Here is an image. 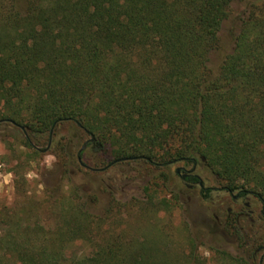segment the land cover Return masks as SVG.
I'll list each match as a JSON object with an SVG mask.
<instances>
[{
    "label": "trees",
    "instance_id": "1",
    "mask_svg": "<svg viewBox=\"0 0 264 264\" xmlns=\"http://www.w3.org/2000/svg\"><path fill=\"white\" fill-rule=\"evenodd\" d=\"M243 1L0 0V123L23 128L28 148L71 123L94 139L88 146L111 151L107 168L205 166L223 189L264 207V0L248 4L233 52L210 66ZM61 204L54 229L33 208L0 217V264H191L197 254L193 237L183 261L148 236L104 239L76 191ZM76 243L90 253L69 255ZM214 251L222 264L241 260Z\"/></svg>",
    "mask_w": 264,
    "mask_h": 264
},
{
    "label": "rangeland",
    "instance_id": "2",
    "mask_svg": "<svg viewBox=\"0 0 264 264\" xmlns=\"http://www.w3.org/2000/svg\"><path fill=\"white\" fill-rule=\"evenodd\" d=\"M256 1L234 4L231 19L219 33V47L211 55L214 70L233 52L246 8ZM90 139L65 123L51 136L50 145L44 136L28 148L23 128L0 123V217L33 208L35 218L54 229L62 199L76 191L86 209L102 220L104 239L148 236L167 250V256L183 261L192 253L193 237L199 246L191 264H222L214 249L238 256L241 260L234 264H264V207L254 195L241 198L238 192L230 193L207 167L185 162L164 166L136 160L107 168L106 163L113 161L111 151H100L95 144L84 149L81 165L76 156ZM183 175L198 176L203 188L212 190L209 198H203L200 184L187 182ZM68 251L81 256L91 250L76 243Z\"/></svg>",
    "mask_w": 264,
    "mask_h": 264
},
{
    "label": "water",
    "instance_id": "3",
    "mask_svg": "<svg viewBox=\"0 0 264 264\" xmlns=\"http://www.w3.org/2000/svg\"><path fill=\"white\" fill-rule=\"evenodd\" d=\"M94 139H90V140H88L86 143H85V145H84V147L82 148V150H84L87 146H88V144L90 143V142H92ZM79 162L80 163H82V161L81 160H79ZM83 165V164H82ZM176 173H181V169L180 168H178L177 170H176ZM187 177V175H184L183 176V179H185ZM198 177V176H197ZM199 178V177H198ZM200 179V178H199ZM203 182L201 181V179H200V187L201 188H203Z\"/></svg>",
    "mask_w": 264,
    "mask_h": 264
},
{
    "label": "flooded vegetation",
    "instance_id": "4",
    "mask_svg": "<svg viewBox=\"0 0 264 264\" xmlns=\"http://www.w3.org/2000/svg\"><path fill=\"white\" fill-rule=\"evenodd\" d=\"M80 160H81V159H80ZM81 161H82V160H81ZM80 164L82 165L83 163H80ZM183 176H184V175H183ZM188 176H191V175H187V177H188ZM187 177H186L184 180H186V179H187Z\"/></svg>",
    "mask_w": 264,
    "mask_h": 264
}]
</instances>
